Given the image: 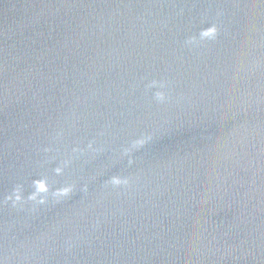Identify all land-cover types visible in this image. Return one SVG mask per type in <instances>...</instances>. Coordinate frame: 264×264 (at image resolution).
Masks as SVG:
<instances>
[{"label":"water","instance_id":"water-1","mask_svg":"<svg viewBox=\"0 0 264 264\" xmlns=\"http://www.w3.org/2000/svg\"><path fill=\"white\" fill-rule=\"evenodd\" d=\"M0 264H264V0H0Z\"/></svg>","mask_w":264,"mask_h":264}]
</instances>
